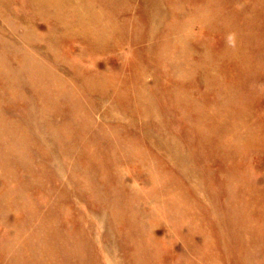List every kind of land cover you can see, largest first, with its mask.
Listing matches in <instances>:
<instances>
[{
	"label": "rangeland",
	"instance_id": "rangeland-1",
	"mask_svg": "<svg viewBox=\"0 0 264 264\" xmlns=\"http://www.w3.org/2000/svg\"><path fill=\"white\" fill-rule=\"evenodd\" d=\"M119 1L122 0H115L116 5L113 3L114 0H101V2L99 0L96 2L97 7L102 6L101 8H103V14H105V18L108 20V24L114 26L117 29L113 43L110 44L113 47H110L109 45V47H102L101 49H99L100 53L98 49H96L99 54L95 49L90 48L88 42L85 40V38L89 35L88 30L85 29V31L81 28L76 27L73 28L74 30H72L73 33L71 34V32L67 29H58V26L53 22L54 19L52 18L58 16L59 19L63 18L65 20L62 7H56L52 4L49 5L50 2L48 0H8V3L6 4V7H8L7 9L9 10V12H11V15L7 17L3 15L0 20V35L4 36H0L1 42L2 39L4 40L2 43H0V65H4L5 62V66L13 67L9 72L5 71L7 72L5 73L6 75L3 74L5 75V77L3 75H0V81L2 82H0V84L3 87L5 86L3 88L0 85V110L3 113H0V118H2L0 121V124H2L0 125V161L3 160L2 163L0 162V198L4 200L2 201L0 199V209L2 208L0 210V264H23L24 262V264H28L27 261L20 257L19 248H15L16 238L21 234L24 236L27 234V236L31 238L32 246H30V248L32 247L31 249L34 252L39 253L41 252V250L43 251L41 241H39V239L36 241V239L38 238L36 235L38 233H35L38 232V230H40V233L43 230H50L49 232L57 231V245L66 244L74 249H80L82 251V254H84V258H80L78 255H74V264H136L135 256L138 252L136 249L138 247L139 251L144 249V247L139 244L140 237H143L144 235V237H146V235L150 236V239L148 238V240L146 241L150 242L156 249L158 248L157 250L159 251V253L162 256L167 257V261H171L170 264H183V257H185L186 255L191 259H198V256L196 254L198 251L208 252L209 250L215 251V257H217V259L219 260V264H241L240 259L243 258L241 250H244L247 247L248 244L245 243L249 242V233L252 231L251 230L249 232L248 229H250L253 223L256 224L252 225V229L254 227H257L258 223L256 221L264 218V26L262 27V25H264V0H222L223 2L221 0ZM105 3L107 4L105 5ZM206 4L210 5V7ZM111 6L114 8H111ZM126 7H130V10ZM187 7L190 9H188ZM146 9L148 10L147 12ZM2 10H6V8L0 7V13L2 12ZM186 10L188 13L186 12ZM111 11L113 15L111 14ZM142 12L144 14H142ZM122 15H124V17ZM115 17L116 19L113 21ZM254 17H257V19ZM236 21H238L239 23ZM261 21L263 22V24L261 23ZM119 22L121 23L119 24ZM126 22L128 24H125ZM146 22L148 23V26ZM238 24L240 25V27ZM242 24L246 27H244ZM92 25L94 30L90 31L91 34H93L94 37H96L97 35L99 36V33H101L100 28L97 27V25ZM77 28L78 30L76 32L78 33L75 32ZM133 28H136L137 30ZM140 29L142 31H140ZM81 31L84 32L82 33ZM134 31L136 33L138 32V35L135 34V36H133ZM62 32L65 33H63L62 35ZM79 32H81L80 36H78L80 34ZM10 33L18 39V42L14 43L10 42L11 40H6L9 38L6 34ZM131 36H133V39H131ZM50 38H55V41L52 42ZM137 38H139V41ZM256 38L258 41L256 40ZM252 39L255 42H253ZM134 41L136 42L134 43ZM252 42L255 44H253ZM256 42H258V45L256 44ZM259 42L261 45H259ZM50 43L54 44H51L54 48L50 49ZM3 44H6L7 46H4ZM19 45L21 46V49ZM140 45H142V48H140ZM144 46H146V48ZM255 48L256 50H258V52L254 50ZM140 49L142 50V52ZM44 50H46V52ZM1 52L3 53L4 57H2L3 55ZM14 53L16 54L14 55ZM11 56H14V58H12ZM17 56L20 58H18ZM134 57L136 58L133 60ZM149 58H152L151 61ZM39 59H42L43 61ZM22 60L23 62H21ZM49 61L50 63H48ZM30 63L32 67L30 66ZM39 64H42V66ZM47 64L49 65V67ZM130 65H132V68L134 67V70L130 68ZM39 66L42 67V72H39ZM62 66L65 67L61 68ZM144 67L146 68L144 69ZM233 67L236 68V71ZM20 68H22L23 70H20ZM44 69H46V71ZM195 69H197V72L195 71ZM148 72H152L153 75ZM8 73H11L12 76ZM19 73H21L20 77H22V74L26 77H22L19 79ZM34 73L36 76L34 75ZM58 74L59 76H56ZM233 74L236 75L234 76ZM37 75L39 77L46 75V77H41L39 79ZM75 75L79 76L78 79L77 77H75ZM216 76H219V79ZM3 77L9 79L11 83L9 81L5 82V79L3 80ZM59 77H63L64 82ZM23 78L25 80H22ZM129 79L130 81H127ZM41 80L42 82H40ZM22 81L26 82L22 83ZM29 81L30 83H32L28 84L27 82ZM60 81H62L63 84H61ZM79 82L81 85L79 84ZM58 83H60L62 87L59 86L60 84ZM28 85L29 87H27ZM245 85H247V87H245ZM16 86L18 87L15 88ZM54 86L55 89L52 88ZM57 86H59L60 88ZM128 86L130 91H126V89H128ZM10 87L13 89L15 88L16 94H19L20 96L12 95ZM93 87L96 88L94 89ZM193 87L195 89H192ZM99 88L100 90H97ZM20 89L22 90V92H20ZM59 90H61L60 94H58ZM156 90L158 92H156ZM46 92H48V94ZM67 92L69 93L67 94L68 97L65 95ZM127 92H129L130 94ZM165 92L166 94H164ZM20 93H23L25 95ZM32 95H36L35 98H33ZM49 95L52 96L50 97ZM103 95L105 97H102ZM150 96H153V98L148 99V97ZM154 96L156 97V99L154 98ZM47 97H49L50 99H48ZM106 97L108 98V100ZM129 97H132L131 101ZM17 98L20 100H18ZM26 99L27 101H23ZM37 99L39 104L37 102ZM79 99L82 101H77ZM97 99L99 102L97 101ZM142 99H144L145 101ZM33 100L35 102H33ZM138 100L139 102H137ZM151 101L154 102V104ZM32 102L33 104H37H32V106H30ZM28 103L29 106H27ZM54 103H56L55 106ZM70 103L74 105H71ZM4 104L6 105V107ZM76 104H78V107ZM91 104L93 107L91 106ZM110 104L111 106L113 104V106L111 107ZM52 105L55 108H52ZM66 105H68V107ZM36 106L39 108H37ZM47 106L51 107V109H47ZM148 106L149 108H151L152 106V108L149 109L147 108ZM154 106H156V108ZM169 106L170 108H168ZM59 107H61L62 111L58 110L60 109ZM39 109L41 110V113L38 112ZM64 110H66L67 112ZM108 110H110V112ZM147 111L148 114L146 113ZM133 112H135L136 114ZM159 112L161 113V115ZM67 113L74 114L72 117H70ZM63 114L65 116H68L65 120L61 119V117H63V119L65 118ZM126 114L131 115L127 116ZM13 116L14 118H16L15 120L14 118H12ZM41 116H43V118H41ZM52 117H54L55 119H52ZM172 117L174 118V120L172 119ZM4 118L5 121L2 122ZM7 118L11 119L7 120ZM45 118L47 121L44 120ZM79 119L81 121L80 123ZM161 119L163 121H161ZM171 119L173 121H171ZM17 120L19 125L21 126V129L20 126L18 127ZM49 120L51 121L48 122ZM69 120L72 122H70ZM15 121L17 124L14 123ZM52 121L53 123L55 122V124L58 122L59 123L54 125ZM75 121L77 122V124H79V126ZM46 122H48V124ZM25 123H27V125ZM39 123H41L42 125ZM90 124H92L94 129ZM168 124L170 126H168ZM187 124L189 127L187 126ZM13 125L18 128H16L17 131L15 130V128H13ZM28 125L33 130H31L30 127L29 129ZM113 125L115 128L113 127ZM150 125L152 127H150ZM24 126L27 129L25 131H28V135L23 131ZM57 126L62 127L61 131L59 130L60 127L56 128ZM158 126L160 127L158 128ZM6 127L11 134H8V132H6L5 134L7 135L8 139H11V137L14 140L17 139L15 143L13 142V139L7 141V138L5 137L6 135L4 134V132L6 131ZM192 127L194 129H192ZM11 128H13V130ZM71 128H73V130ZM141 128L144 130H142ZM48 129L49 132L47 133ZM99 129L100 131H98V134L96 130ZM155 129L157 131H155ZM165 129L167 130V132H169V134L171 133V135L173 136L167 134ZM11 130L13 131V133ZM18 130L20 132L23 131L21 133L23 135L20 134L22 138V140L20 141H18L20 137H17L20 135L16 133L18 132ZM37 130H39V132ZM93 131L96 132L94 133ZM160 131L162 132V134H160ZM33 132H37L36 136ZM2 133L4 135H2ZM95 134L96 136L94 137ZM24 135L27 136V139L24 137ZM80 137L82 139H80ZM214 137L216 139H213ZM23 138H25L24 141ZM56 138L59 141H56ZM94 138H96V140H93ZM28 139L29 142L31 141L30 143L35 140L36 143H33L34 146L27 142ZM176 139L181 142L178 143L179 141L177 140V142ZM169 140L173 143H169ZM9 142H12L10 143L11 145L9 144ZM63 143L65 146L63 145ZM193 143H195L196 145ZM5 144H7L9 147L7 148V145L5 147L2 146ZM92 144L94 145L92 146ZM114 144L115 146H113ZM182 144L184 145L183 147ZM44 146H46V149L48 150H45ZM110 146L113 148H111ZM120 146H122L123 148H120ZM186 146L189 148V151L187 150ZM2 147L4 148V150ZM33 147L35 148L33 149ZM13 148H15V152L13 151ZM25 148L27 149L25 150ZM165 148L166 150H164ZM91 149L92 152L90 151ZM144 149L147 151H145ZM32 150L34 151L31 152ZM42 150H44V152ZM11 151L14 153H10ZM45 151H47L46 154ZM29 152L31 153V155L27 154ZM56 152H58V154ZM15 153H17L16 155L19 156H15ZM61 153L63 157L61 156ZM63 153L65 155H63ZM6 155H8L9 157H6ZM188 155H190V158ZM195 155L197 156L194 157ZM32 156L33 158L35 156V158L32 159ZM36 156H38L39 158ZM99 156L101 158H99ZM65 157L66 159H64ZM114 158L117 160H115ZM201 158L203 161L201 160ZM121 162H123V166ZM91 163L93 164V166ZM2 164H5L6 166L4 165V167L2 166ZM24 165H26L27 167ZM28 165L32 166V168L30 167V169L34 173L30 172ZM56 165H58L59 167ZM79 165L82 166V169H79ZM176 165L177 167H175ZM171 167L173 168V170L171 169ZM12 168H14V171L11 170ZM141 168L143 169V171ZM20 170L21 173H23V176L19 172ZM159 170L160 172H158ZM71 171L72 173L76 172L73 173L74 175L72 174L73 177H75L76 175L80 176H76L75 178H73L72 176H70ZM163 171L165 175L163 174ZM12 172L15 173L12 174ZM245 173L249 174L246 175ZM32 175L34 176V179H32ZM147 175H149L151 178ZM248 175H250L251 177ZM44 177L46 180H44ZM29 178L32 179V181ZM110 178L112 179V182ZM116 178L119 179V182H117ZM252 178H254V180H252ZM25 179L28 180V183ZM80 179L82 180V182ZM121 179H123L124 182H122ZM119 183H121V185ZM252 183H254V185ZM234 185L236 186V188L234 187ZM113 186L116 188H113ZM16 187L17 189L21 188L22 190L20 189V191H22L23 194L22 192L20 193V191H18L19 189L17 190ZM62 187H65V191ZM205 187L208 188L206 189ZM96 188H98V190ZM222 188L224 189L222 190ZM53 190H56L57 192H54ZM59 190L62 192H60ZM168 190H170V192ZM94 191L95 193H93ZM4 192H6V194ZM67 192L69 194L68 196ZM56 193L57 196H55ZM59 193H61V195ZM198 193L200 194V196ZM24 194L27 196V198ZM211 194L213 198L211 197ZM139 195L140 197H138ZM13 196H16V199H14ZM174 196L176 198H174ZM205 196L207 197V199H205ZM50 197L53 200L50 199ZM141 197L144 199H141ZM59 198L63 199L59 200ZM172 198L175 200H173ZM34 199L37 201H35ZM161 201L168 204L169 211L171 212H175L178 207L180 208L176 211L178 213L175 212V217L164 218L161 222H156V220H158L157 218L160 219L163 215H161L159 211H155L154 206L156 204H162ZM37 205H39V208ZM48 206L52 210L51 213ZM55 206L57 207L55 208V211L58 210L57 212H54L53 207ZM174 207H176V210L174 209ZM44 208L46 209L44 210ZM103 209L105 210V212ZM39 210L42 213L39 212ZM241 211H243V216L240 215ZM46 212H48L49 215L46 214ZM149 212H153L154 214H150ZM53 213L55 216L51 215ZM181 214L184 215H182L181 217ZM29 215L32 216L29 218ZM56 215H58L59 217H57ZM60 215L62 217H60ZM184 216L186 217V219H184ZM130 217L132 218V220H130ZM31 218H33V220ZM141 218L143 221L141 220L140 223H143V227L141 224H138ZM22 221L24 224H27H25L24 226ZM228 222H230V224ZM192 223H194V225H196L199 230L202 231V236H200V234L192 235L190 234V232L183 231L182 226H188ZM232 223H235L236 226L234 224L232 225ZM62 224L64 225L62 226ZM18 225L22 227L24 226V228H22L24 229V231H22L21 233L20 231H18V229H22ZM137 226L141 229H139ZM158 226L160 228H158ZM229 228L233 230L230 231ZM262 228L264 229V225L262 226ZM145 229H148L150 232ZM137 231L139 232L137 233ZM79 233L81 235H79ZM135 233L137 234V236H135ZM229 233H232V235H230ZM99 241L100 244H98ZM146 241L144 240L145 243ZM228 243L230 245H228ZM110 247H113L112 249L114 251ZM182 252L186 253L185 256ZM230 253L232 257L230 256ZM261 254L264 255L263 253ZM60 257L61 260H64L63 255L60 254ZM228 258L230 260H228ZM258 258H262V256H258ZM89 259H91L92 261H89ZM49 264H52V261H50ZM53 264L59 263L54 261Z\"/></svg>",
	"mask_w": 264,
	"mask_h": 264
},
{
	"label": "bare ground",
	"instance_id": "bare-ground-1",
	"mask_svg": "<svg viewBox=\"0 0 264 264\" xmlns=\"http://www.w3.org/2000/svg\"><path fill=\"white\" fill-rule=\"evenodd\" d=\"M42 1V0H41ZM50 3H49V5H54V6H56V7H62L63 8V16L65 17V20L63 19V18H58V16L57 17H55V18H52V19H54L53 20V22L58 26V29H67V30H69L70 32H71V34L73 33L72 32V30H74L73 28H76V27H78V28H81V29H83V30H88V33H89V35L85 38V40L88 42V45H89V47L90 48H93V49H98V51H99V49H101L102 47H104L105 48V46H110V47H113V46H111L110 44L111 43H113V40H114V36H115V34H116V32H117V29L114 27V26H112V25H109L108 24V20L105 18V14H103V8H101V7H97V4H96V2L97 1H99V0H48ZM123 1V0H122ZM122 1H119V2H122ZM207 1V0H206ZM222 1V0H221ZM100 2H101V0H100ZM133 2V1H132ZM138 2V1H137ZM223 2V1H222ZM221 2V3H222ZM8 3V0H0V7H5L6 8V10H2V12L0 13L1 15H0V20H1V18L3 17V15L5 16V17H7V16H10L11 15V12H9V10L7 9L8 7H6L7 4ZM114 4H115V0H114V2H113ZM118 3V2H117ZM129 3V2H128ZM154 3V2H153ZM175 3H176V1H175ZM180 3V2H179ZM185 3V2H184ZM210 3V2H209ZM208 3V4H209ZM255 3H257V2H255ZM107 3H105V5H106ZM121 4V3H120ZM125 4V3H124ZM150 4V3H149ZM181 4V3H180ZM208 4H206V5H208ZM99 5H101V4H99ZM116 5V4H115ZM151 5V4H150ZM221 5V4H220ZM155 6V5H154ZM178 6H179V4H178ZM177 6V7H178ZM181 6V5H180ZM197 6V5H196ZM209 7H210V5H208ZM207 6V7H208ZM133 7V6H132ZM183 7V6H182ZM198 7V6H197ZM196 7V8H197ZM16 8V7H15ZM111 8H114V7H112L111 6ZM110 8V9H111ZM120 8V7H119ZM127 8V7H126ZM130 7H128L127 9H129ZM140 8V7H139ZM154 8H156V7H154ZM160 8H162V7H160ZM188 8V7H187ZM101 11H100V10ZM110 9H108V10H110ZM179 9V8H178ZM183 9H185V8H183ZM182 9V10H183ZM188 9H190V8H188ZM203 9V8H202ZM254 9V8H253ZM262 9V8H261ZM260 9V10H261ZM106 10V9H105ZM112 10V9H111ZM117 10V9H116ZM130 10V9H129ZM160 10V9H159ZM163 10H164V8H163ZM192 10V9H191ZM193 10H194V7H193ZM134 11V10H133ZM132 11V12H133ZM142 11V10H141ZM148 10L146 9V12H147ZM168 11V10H167ZM181 11V10H180ZM184 11V10H183ZM200 11H201V9H200ZM256 11H257V9H256ZM17 12V11H16ZM106 12V11H105ZM110 12V11H109ZM125 12V11H124ZM161 12V11H160ZM165 12V11H164ZM186 12H187V10H186ZM261 12H263V11H261ZM117 13H119V12H117ZM163 13V12H162ZM161 13V14H162ZM170 13V12H169ZM188 13V12H187ZM225 13V12H224ZM264 13V12H263ZM111 14H112V11H111ZM142 14H144L143 12H142ZM175 14V13H174ZM201 14V13H200ZM18 15V14H17ZM27 15V14H26ZM113 15V14H112ZM194 15V14H193ZM21 16H23V15H21ZM119 16V15H118ZM123 17H124V15H122ZM134 16V15H133ZM137 16V15H136ZM146 16V15H145ZM257 16V15H256ZM262 16V15H261ZM112 17V16H111ZM176 17H177V15H176ZM253 17V16H252ZM66 18H67V21H66ZM135 18V17H134ZM254 18H256L257 19V17H254ZM264 18V17H263ZM116 19V17L113 19V21ZM126 19V18H125ZM129 19V18H128ZM220 19V18H219ZM124 20V19H123ZM127 20V19H126ZM130 20V19H129ZM128 20V21H129ZM134 20V19H133ZM147 20V19H146ZM155 20V19H154ZM184 20V19H183ZM118 21H119V19H118ZM127 21V22H128ZM136 21H137V19H136ZM263 21V20H262ZM261 21V23L263 24V22ZM122 22V21H121ZM121 22H119V24L121 23ZM125 22V21H124ZM125 23V24H128V23ZM236 22H238V21H236ZM13 23V22H12ZM11 23V24H12ZM117 23V22H116ZM147 23V22H146ZM164 23V22H163ZM239 23V22H238ZM20 24H21V22H20ZM92 24H94V25H97V27H99L100 28V30H101V33H99V36L97 35L96 37H94V35L93 34H91V32L90 31H92V30H94V28H93V25ZM118 24V23H117ZM124 24V23H123ZM243 24H244V22H243ZM242 24V25H243ZM139 25V24H138ZM239 25V24H238ZM241 25V26H242ZM147 26H148V23H147ZM244 26V25H243ZM264 25H262V27H263ZM121 27V26H120ZM124 27V26H123ZM239 27H240V25H239ZM244 27H246V26H244ZM57 28V27H56ZM78 28L75 30V32L78 30ZM127 28H129V27H127ZM28 29V28H27ZM133 29H136V28H133ZM245 29V28H244ZM260 29H262V28H260ZM85 30V31H86ZM127 30V29H126ZM129 30V29H128ZM137 30V29H136ZM139 30V29H138ZM64 31V30H63ZM66 31V30H65ZM97 31H98V29H97ZM96 31V32H97ZM122 31V30H121ZM140 31H142L141 29H140ZM139 31V32H140ZM74 32V33H75ZM82 33L84 32V31H81ZM81 32H79L80 34L78 35V36H80L81 35ZM95 32V31H94ZM123 32V31H122ZM146 32V31H145ZM63 33H65V32H62V35H63ZM76 33H78V32H76ZM98 33V32H97ZM129 33V32H128ZM132 33H133V31H132ZM138 33V32H137ZM135 31H134V34H133V36H135V34H137ZM257 33H259V32H257ZM256 33V34H257ZM146 34V33H145ZM246 34V33H245ZM7 35V37H9L8 39H6L7 41H9V40H11L10 42H14V43H16V42H18L17 40V38H15L11 33L10 34H6ZM59 35V34H58ZM57 35V36H58ZM60 35H61V32H60ZM65 35V34H64ZM83 35V34H82ZM92 35H93V37H92ZM96 35V34H95ZM132 35V34H131ZM138 35V34H137ZM157 35V34H156ZM258 35V34H257ZM256 35V36H257ZM1 36V35H0ZM3 36V35H2ZM1 36V37H2ZM67 36V35H66ZM74 36V35H73ZM85 36V35H84ZM128 36H129V34H128ZM133 36H131L132 38L131 39H133ZM255 36V37H256ZM259 36V35H258ZM4 37V36H3ZM65 37V36H64ZM83 37V36H82ZM125 37V36H124ZM139 37V36H138ZM254 37V36H253ZM262 37V36H261ZM33 38V37H32ZM126 38V37H125ZM146 38V37H145ZM25 39H27V38H25ZM36 39V38H35ZM43 39V38H42ZM130 39V38H129ZM135 39V38H134ZM138 39V41H139V38H137ZM208 39V38H207ZM251 39V38H250ZM260 39H262V38H260ZM50 40L53 42V41H55V38L53 39V38H50ZM116 40V39H115ZM123 40H124V38H123ZM253 40V39H252ZM256 40H257V38H256ZM4 40L2 39V42H3ZM129 41V40H128ZM258 41V40H257ZM260 41V40H259ZM1 42V40H0V43H2ZM47 42H48V40H47ZM46 42V43H47ZM82 42V41H81ZM119 42V41H118ZM121 42V41H120ZM124 42V41H123ZM136 41H134V43H135ZM153 42V41H152ZM253 42H255L254 40H253ZM252 42V43H253ZM5 43H7V42H5ZM116 43V42H115ZM139 43V42H138ZM141 43H143V42H141ZM146 43V42H145ZM154 43V42H153ZM258 42H256V44H257ZM52 43H50V46H51V48L50 49H52V48H54V47H52V45H54V44H52ZM122 44V43H121ZM253 44H255V43H253ZM4 46H7L6 44H3ZM2 45V46H3ZM17 45V44H16ZM55 45H57V44H55ZM146 45V44H145ZM258 45V44H257ZM259 45H261L260 44V42H259ZM20 46V45H19ZM49 46V45H48ZM108 46V47H109ZM114 46H116V45H114ZM141 47L140 48H142V45H140ZM254 46V45H253ZM36 47H38V46H36ZM59 47V46H58ZM137 47V46H136ZM145 48H146V46H144ZM260 47H262V46H260ZM9 48V47H8ZM34 48H35V46H34ZM60 48H61V46H60ZM78 48V47H77ZM90 48H89V50H90ZM138 48V47H137ZM179 48V47H178ZM20 49H21V46H20ZM19 49V50H20ZM37 49V48H36ZM135 49V48H134ZM6 50H7V48H6ZM54 50V49H53ZM109 50V49H108ZM139 50V49H138ZM137 50V51H138ZM141 50V49H140ZM153 50H154V48H153ZM254 50H256V48L254 49ZM45 52H46V50H44ZM94 51V50H93ZM97 51V50H96ZM98 51H97V53H98ZM145 51V50H144ZM257 52H258V50H256ZM17 52V51H16ZM40 52V51H39ZM141 52H142V50H141ZM141 52H140V54H141ZM146 52V51H145ZM2 53V52H1ZM8 53V52H7ZM18 53V52H17ZM24 53H26V52H24ZM23 53V54H24ZM41 53V52H40ZM77 53V52H76ZM75 53V54H76ZM99 53H100V51H99ZM98 53V54H99ZM123 53V52H122ZM125 53V52H124ZM136 53V52H135ZM9 54V53H8ZM16 53H14V55H15ZM42 54V53H41ZM147 54V53H146ZM2 55H3V53H2ZM48 55H50V54H48ZM77 55V54H76ZM89 55V54H88ZM101 55V54H100ZM35 56V55H34ZM45 56V55H44ZM90 56V55H89ZM148 56V55H147ZM150 56H151V54H150ZM196 56V55H195ZM2 57H4V55L2 56ZM12 57V56H11ZM18 57V56H17ZM97 57V56H96ZM12 58H14V56L12 57ZM18 58H20V57H18ZM51 58V57H50ZM84 58V57H83ZM95 58V57H94ZM93 58V59H94ZM121 58V57H120ZM136 57H134L133 58V60L135 59ZM196 58V57H195ZM199 58V57H198ZM2 59V58H1ZM4 59V58H3ZM8 59V58H7ZM77 59V58H76ZM92 59V58H91ZM105 59H107V58H105ZM114 59V58H113ZM123 59V58H122ZM139 59H140V57H139ZM138 59V60H139ZM141 59H142V57H141ZM150 59V58H149ZM152 59V58H151ZM151 59H150V61H151ZM5 60V59H4ZM39 60H42V59H39ZM97 60H98V58H97ZM198 60V59H197ZM227 60V59H226ZM7 61V60H6ZM25 61V60H24ZM27 61V60H26ZM37 61V60H36ZM43 61V60H42ZM62 61V60H61ZM96 61V60H95ZM101 61V60H100ZM113 61V60H112ZM143 61V60H142ZM141 61V62H142ZM21 62H23V60L21 61ZM57 62V61H56ZM55 62V63H56ZM73 62H74V60H73ZM115 62V61H114ZM113 62V63H114ZM129 62V61H128ZM0 63H1V61H0ZM10 63V62H9ZM37 63V62H36ZM48 63H50V61L48 62ZM55 63H54V65H55ZM94 63V62H93ZM102 63V62H101ZM11 64V63H10ZM9 64V65H10ZM34 64V63H33ZM32 64V65H33ZM53 64V63H52ZM59 64H61V63H59ZM18 65V64H17ZM37 65V64H36ZM35 65V66H36ZM39 65H41L42 66V64H39ZM44 65H45V63H44ZM48 65V64H47ZM46 65V66H47ZM53 65V66H54ZM92 65V64H91ZM110 65V64H109ZM115 65H116V63H115ZM119 65H120V62H119ZM126 65H127V63H126ZM142 65V64H141ZM144 65V64H143ZM203 65V64H202ZM12 66V65H11ZM24 66H25V63H24ZM30 66H31V63H30ZM94 66V65H93ZM113 66V65H112ZM132 65H130V68L131 69H133L132 67H131ZM194 66V65H193ZM13 67V66H12ZM12 67H7V66H5V62H4V65H0V75L2 76L3 74H5V73H7V72H5V71H11L12 70ZM29 67V66H28ZM32 67V66H31ZM48 67H49V65H48ZM56 67V66H55ZM65 66H62L61 68H64ZM77 67H78V64H77ZM117 67V66H116ZM138 67H140V66H138ZM142 67V66H141ZM232 67V66H231ZM26 68H27V66H26ZM35 68V67H34ZM38 68V67H37ZM42 67H40L39 66V72L42 70L41 69ZM83 68V67H82ZM89 68V67H88ZM146 67H144V69H145ZM157 68V67H156ZM197 68V67H196ZM234 68V67H233ZM31 69V68H30ZM60 69V68H59ZM86 69V68H85ZM106 69V68H105ZM120 69V68H119ZM20 70H23L22 68H20ZM34 70H36V69H34ZM38 70V69H37ZM45 71H46V69H44ZM55 70V69H54ZM134 70V69H133ZM201 70H203V69H201ZM234 70L236 71V68H234ZM241 70V69H240ZM62 71V70H61ZM87 71V70H86ZM151 71V70H150ZM153 71V70H152ZM155 71H156V69H155ZM195 71L197 72V69H195ZM233 71V70H232ZM238 71V70H237ZM32 72H33V70H32ZM42 72V71H41ZM51 72V71H50ZM64 72V71H63ZM84 72V71H83ZM94 72V71H93ZM142 72V71H141ZM145 72H146V70H145ZM195 72V73H196ZM239 72V71H238ZM237 72V73H238ZM36 73V72H35ZM35 73H34V75H35ZM62 73V72H61ZM68 73V72H67ZM88 73V72H87ZM144 73V72H143ZM148 73H150V72H148ZM156 73V72H155ZM215 73V72H214ZM233 73V72H232ZM8 74H10L11 75V73H8ZM30 74H31V72H30ZM37 74V73H36ZM42 74V73H41ZM57 74V73H56ZM84 74H86V73H84ZM138 74V73H137ZM151 75H153L152 74V72L150 73ZM6 75V74H5ZM5 75H3L4 77H5ZM9 75V76H10ZM14 75V74H13ZM18 75V74H17ZM16 75V76H17ZM20 75H21V73H19V79L20 78H22V77H26V76H23V74H22V77H20ZM25 75V74H24ZM55 75V74H54ZM65 75V74H64ZM103 75H105V74H103ZM144 75V74H143ZM150 75V76H151ZM157 75V74H156ZM234 75V74H233ZM236 75V74H235ZM234 75V76H235ZM12 76V75H11ZM36 76V75H35ZM38 76V75H37ZM53 76V75H52ZM56 76H59V74L58 75H56ZM66 76V75H65ZM99 76V75H98ZM101 76V75H100ZM148 76H149V74H148ZM247 76V75H246ZM3 77V80L5 79V82H8L9 81V79H7V78H4ZM6 77H8V76H6ZM41 77H46V75H43V76H41ZM41 77H39L38 76V78L40 79ZM54 77V76H53ZM75 77H77V79H78V77L79 76H77V75H75ZM81 77V76H80ZM160 77V76H159ZM202 77V76H201ZM218 79H219V76H216ZM11 78V77H10ZM30 78H31V75H30ZM60 79H62L63 80V77L61 78V77H59ZM101 78V77H100ZM144 78H145V76H144ZM144 78H143V80H144ZM153 78V77H152ZM158 78V77H157ZM12 79V78H11ZM13 79H18V78H13ZM36 79H37V77H36ZM49 79V78H48ZM81 79V78H80ZM130 79H131V77H130ZM130 79L129 80H127V81H130ZM148 79V78H147ZM195 79V78H194ZM246 79V78H245ZM2 80V79H1ZM22 80H25L24 78L22 79ZM28 80H29V78H28ZM31 80V79H30ZM58 80V79H57ZM82 80V79H81ZM80 80V81H81ZM150 80H151V78H150ZM247 80V79H246ZM12 81V80H11ZM13 81H15V80H13ZM27 81V80H26ZM26 81H24V82H26ZM38 81V80H37ZM36 81V82H37ZM51 81V80H50ZM126 81V82H127ZM138 81V80H137ZM199 81H200V79H199ZM248 81V80H247ZM1 82V81H0ZM10 82V81H9ZM20 82H21V80H20ZM23 81H22V83H24ZM40 82H42V80L40 81ZM61 82V84H63V82H64V80H63V82L62 81H60ZM65 82H67V81H65ZM82 82V81H81ZM150 82V81H149ZM160 82V81H159ZM195 82V81H194ZM204 82V81H203ZM2 83V82H1ZM4 83V82H3ZM11 83V82H10ZM13 83V82H12ZM21 83V84H22ZM28 84L30 83V81L29 82H27ZM32 83V82H31ZM30 83V84H31ZM39 83V82H38ZM44 83V82H43ZM46 83V82H45ZM51 83V82H50ZM54 83V82H53ZM98 83V82H97ZM136 83V82H135ZM155 83V82H154ZM175 83V82H174ZM190 83V82H189ZM192 83V82H191ZM251 83V82H250ZM16 84V83H15ZM34 84V83H33ZM56 84V83H55ZM58 84H60V83H58ZM61 84L59 85V86H61ZM79 84H80V82H79ZM95 84V83H94ZM101 84V83H100ZM99 84V85H100ZM132 84V83H131ZM146 84V83H145ZM149 84V83H148ZM179 84V83H178ZM200 84V83H199ZM1 85V84H0ZM38 85V84H37ZM43 85V84H42ZM50 85V84H49ZM81 85V84H80ZM97 85V84H96ZM126 85H127V83H126ZM140 85V84H139ZM138 85V86H139ZM147 85V84H146ZM156 85H157V83H156ZM160 85V84H159ZM195 85V84H194ZM2 86V85H1ZM11 86V85H10ZM13 86V85H12ZM59 86H57V87H59ZM98 86V85H97ZM129 86H130V84H129ZM129 86H128V89H126V91L127 90H129ZM145 86V85H144ZM162 86V85H161ZM160 86V87H161ZM188 86V85H187ZM250 86V85H249ZM3 87V86H2ZM5 87V86H4ZM3 87V88H4ZM14 87V86H13ZM18 86H16L15 88H17ZM23 87V86H22ZM22 87H21V89H22ZM27 87H29V85L27 86ZM39 87V86H38ZM49 87H51V86H49ZM62 87V86H61ZM72 87V86H71ZM127 87V86H126ZM125 87V88H126ZM157 87V86H156ZM245 87H247V85H245ZM15 88L13 89V88H11L10 87V89H11V94L12 95H19V94H16V92H15ZM52 88H54L55 89V86L54 87H52ZM52 88H50V89H52ZM60 88V87H59ZM69 88V87H68ZM94 88V87H93ZM96 88V87H95ZM94 88V89H95ZM135 88V87H134ZM140 88V87H139ZM142 88V87H141ZM145 88V87H144ZM143 88V89H144ZM149 88V87H148ZM147 88V89H148ZM155 88V87H154ZM170 88V87H169ZM20 89V90H21ZM26 89V88H25ZM49 89V90H50ZM53 89V90H54ZM62 89V88H61ZM136 89V88H135ZM192 89H195L194 87L192 88ZM3 90V89H2ZM6 90V89H5ZM9 90V89H8ZM28 90V89H27ZM40 90V89H39ZM44 90V89H43ZM70 90V89H69ZM97 90H100V88L99 89H97ZM23 91H24V89H23ZM45 91V90H44ZM52 91V90H51ZM55 91V90H54ZM60 91L61 90H59L58 91V94H60ZM92 91V90H91ZM107 91H108V89H107ZM130 91V90H129ZM149 91V90H148ZM160 91V90H159ZM8 92V91H7ZM19 92V91H18ZM20 92H22V90L20 91ZM63 92H65V91H63ZM62 92V93H63ZM79 92V91H78ZM133 92V91H132ZM150 92V91H149ZM156 92H158L157 90H156ZM166 92H167V90H166ZM166 92L164 93V94H166ZM173 92V91H172ZM33 93V92H32ZM42 93V92H41ZM47 94H48V92H46ZM69 93H70V91H69ZM68 92L65 94L67 97H68V95L67 94H69ZM99 93H101V92H99ZM127 93H129V92H127ZM151 93H152V91H151ZM161 93V92H160ZM213 93V92H212ZM215 93V92H214ZM20 94H23V93H20ZM27 94V93H26ZM54 94V93H53ZM83 94V93H82ZM130 94V93H129ZM128 94V95H129ZM148 94V93H147ZM156 94V93H155ZM207 94H209V93H207ZM9 95V94H8ZM23 95H25V94H23ZM22 95V96H23ZM29 95V94H28ZM64 95V94H63ZM134 95V94H133ZM11 96V95H10ZM20 96V95H19ZM36 96V95H35ZM35 96H33L32 95V97L33 98H35ZM42 96V95H41ZM41 96H40V98H41ZM50 96V95H49ZM52 96V95H51ZM50 96V97H51ZM61 96H62V94H61ZM72 96V95H71ZM82 96V95H81ZM111 96V95H110ZM130 96H132V95H130ZM146 96V95H145ZM158 96V95H157ZM162 96V95H161ZM209 96V95H208ZM1 97V96H0ZM17 97V96H16ZM38 97V96H37ZM102 97H105L104 95L102 96ZM108 97V96H107ZM106 97V98H107ZM218 97V96H217ZM216 97V98H217ZM4 98V97H3ZM13 98H15V97H13ZM30 98H31V95H30ZM44 98V97H43ZM42 98V99H43ZM48 99H50L49 97H47ZM54 98V97H53ZM52 98V99H53ZM74 98H75V96H74ZM74 98H72V99H74ZM101 98V97H100ZM122 98V97H121ZM121 98H120V100H121ZM130 98V97H129ZM132 98V97H131ZM130 98V101L132 100ZM141 98V97H140ZM149 98H153V96H150V97H148V99ZM154 98L156 99V97L154 96ZM158 98V97H157ZM186 98V97H185ZM264 98V97H263ZM18 99V98H17ZM24 99H25V96H24ZM46 99V98H45ZM47 99V100H48ZM57 99V98H56ZM18 100H20V99H18ZM96 100V99H95ZM107 100H108V98H107ZM111 100V99H110ZM142 100H144V99H142ZM141 100V101H142ZM152 100V99H151ZM158 100V99H157ZM23 101H27V99L26 100H23ZM31 101V100H30ZM50 101V100H49ZM77 101H82V100H77ZM97 101H98V99H97ZM97 101H96V104H97ZM116 101V100H115ZM119 101V100H118ZM128 101H129V99H128ZM145 101V100H144ZM262 101V100H261ZM20 102V101H19ZM33 102H35L34 100H33ZM33 102L30 104V106H32V104H33ZM37 102H38V99H37ZM41 102H42V100H41ZM40 102V103H41ZM50 102H52V101H50ZM86 102H88V101H86ZM93 102V101H92ZM99 102V101H98ZM110 102H112V101H110ZM109 102V103H110ZM122 102V101H121ZM137 102H139V100L137 101ZM152 102V101H151ZM3 103V102H2ZM6 103V102H5ZM30 103V102H29ZM29 103H28V105L27 106H29ZM53 103V102H52ZM58 103H60V102H58ZM75 103V102H74ZM107 103H108V101H107ZM120 103V102H119ZM124 103V102H123ZM153 104H154V102H152ZM157 103H159V102H157ZM215 103V102H214ZM223 103V102H222ZM7 104V103H6ZM35 104V103H34ZM33 104V105H34ZM37 104V103H36ZM35 104V105H36ZM38 104H39V102H38ZM42 104V103H41ZM50 104V103H49ZM55 104L56 103H54V106H55ZM71 105H74V104H72V103H70ZM79 104V103H78ZM78 104H76L77 105V107H78ZM82 104V103H81ZM93 104V103H92ZM92 104H91V106H92ZM100 104V103H99ZM128 104H129V102H128ZM132 104V103H131ZM134 104V103H133ZM139 104V103H138ZM3 105V104H2ZM5 105V104H4ZM19 105V104H18ZM22 105V104H21ZM75 105V106H76ZM82 105H84V104H82ZM90 105V104H89ZM125 105V104H124ZM157 105V104H156ZM10 106V105H9ZM12 106V105H11ZM39 106V105H38ZM53 106V105H52ZM52 107V108H55V107ZM63 106V105H62ZM67 107H68V105H66ZM85 106V105H84ZM110 106H111V104H110ZM112 106H113V104H112ZM111 106V107H112ZM136 106V105H135ZM134 106V107H135ZM5 107H6V105H5ZM37 107V106H36ZM67 107H64V108H67ZM82 107V106H81ZM93 107V106H92ZM91 107V108H92ZM105 107V106H104ZM115 107H117V106H115ZM155 108H156V106H154ZM29 108V107H28ZM28 108H27V110H28ZM37 108H39V107H37ZM41 108V107H40ZM60 109H58V110H60V111H62L61 110V107H59ZM63 108V109H64ZM75 108V107H74ZM100 108H101V106H100ZM99 108V109H100ZM147 108H149V106L147 107ZM151 108H152V106H151ZM151 108H149V109H151ZM168 108H170V106L168 107ZM191 108H192V106H191ZM262 108V107H261ZM47 109H51V107H48L47 106ZM93 109V108H92ZM107 109V108H106ZM108 109H109V107H108ZM159 109V108H158ZM166 109H167V107H166ZM178 109V108H177ZM185 109V108H184ZM26 110V111H27ZM38 110V109H37ZM67 110H69V109H67ZM76 110V109H75ZM81 110V109H80ZM89 110V109H88ZM117 110V109H116ZM118 110H120V109H118ZM124 110V109H123ZM144 110H146V109H144ZM155 110H157V109H155ZM25 111V110H24ZM55 111V110H54ZM54 111H53V113H54ZM64 111H66V110H64ZM95 111H96V109H95ZM102 111V110H101ZM100 111V112H101ZM109 112H110V110H108ZM114 111V110H113ZM130 111V110H129ZM137 111V110H136ZM185 111V110H184ZM38 112H40L41 113V110L39 109V111ZM37 112V113H38ZM50 112V111H49ZM59 112V111H58ZM67 112V111H66ZM79 112V111H78ZM99 112V113H100ZM103 112V111H102ZM106 112V111H105ZM104 112V113H105ZM109 112H107V113H109ZM122 112V111H121ZM120 112V113H121ZM131 112V111H130ZM139 112V111H138ZM238 112V111H237ZM242 112V111H241ZM0 113L1 114H3L2 112H1V110H0ZM27 113V112H26ZM65 113V112H64ZM70 113V112H69ZM125 113H127V112H125ZM133 113H135V112H133ZM143 113V112H142ZM147 114H148V111L146 112ZM160 113V112H159ZM184 113V112H183ZM49 114V113H48ZM47 114V115H48ZM66 114V113H65ZM68 114V113H67ZM74 114V113H73ZM73 114L71 113V114H68V116H70V117H72L73 116ZM136 114V113H135ZM138 114V113H137ZM145 114V113H144ZM152 114V113H151ZM25 115V114H24ZM23 115V116H24ZM37 115V114H36ZM40 115V114H39ZM42 115H43V113H42ZM53 115H55V114H53ZM61 115H62V113H61ZM64 115V114H63ZM81 115V114H80ZM99 115V114H98ZM127 115V114H126ZM129 115V114H128ZM127 115V116H128ZM131 115V114H130ZM129 115V116H130ZM149 115H150V113H149ZM160 115H161V113H160ZM166 115V114H165ZM22 116V115H21ZM50 116H51V113H50ZM65 116V115H64ZM68 116H65V118L63 119V117H61V119L62 120H65ZM75 116V115H74ZM91 116V115H90ZM111 116V115H110ZM141 116V115H140ZM173 116V115H172ZM9 117V116H8ZM18 117V116H17ZM78 117V116H77ZM94 117V116H93ZM99 117V116H98ZM108 117V116H107ZM192 117V116H191ZM12 118H14V116L12 117ZM25 118H26V116H25ZM41 118H43V116H41ZM47 118V117H46ZM46 118L44 119V120H46ZM54 117H52V119H53ZM79 118V117H78ZM89 118V117H88ZM109 118V117H108ZM122 118H124V117H122ZM138 118V117H137ZM151 118V117H150ZM153 118V117H152ZM1 119L2 118H0V121H1ZM9 119H11V118H9ZM8 118H7V120H9ZM16 118H14V120H15ZM21 119H22V117H21ZM21 119H19V120H21ZM55 119V118H54ZM60 119V120H61ZM83 119V118H82ZM90 119V118H89ZM140 119V118H139ZM162 119H164V118H162ZM161 119V121H163ZM168 119V118H167ZM172 119L174 120V118L172 117ZM171 119V121H173ZM177 119V118H176ZM186 119V118H185ZM193 119V118H192ZM61 120V121H62ZM77 120V119H76ZM97 120H98V118H97ZM96 120V121H97ZM100 120H102V119H100ZM126 120V119H125ZM153 120V119H152ZM187 120V119H186ZM3 121H5V118H4V120H2V122ZM11 121H13V120H11ZM35 121H36V119H35ZM34 121V122H35ZM47 121V120H46ZM51 120H49L48 122H50ZM57 121V120H56ZM70 121V120H69ZM91 121H93V120H91ZM95 121V120H94ZM120 121V120H119ZM124 121V120H123ZM140 121V120H139ZM150 121V120H149ZM33 122V123H34ZM48 122H46L47 124H48ZM66 122V121H65ZM70 122H72V121H70ZM69 122V123H70ZM76 122V121H75ZM81 121H80V119H79V123H80ZM113 122V121H112ZM118 122V121H117ZM160 122V121H159ZM176 122V121H175ZM178 122H180V121H178ZM185 122V121H184ZM5 123V122H4ZM3 123V124H4ZM14 123H16V121L14 122ZM13 123V124H14ZM17 123H18V120H17ZM16 123V124H17ZM52 123H53V121H52ZM59 123V122H58ZM58 123H56V124H58ZM64 123V122H63ZM84 123V122H83ZM91 123V122H90ZM95 123V122H94ZM99 123V122H98ZM114 123H115V121H114ZM130 123H131V121H130ZM156 123V122H155ZM190 123V122H189ZM8 124V123H7ZM21 124V123H20ZM26 125H27V123H25ZM38 124V123H37ZM39 124H41V123H39ZM50 124V123H49ZM54 125H56L55 124V122L53 123ZM76 124H77V122H76ZM112 124V123H111ZM139 124V123H138ZM137 124V125H138ZM157 124H160V123H157ZM156 124V125H157ZM0 125H2V124H0ZM11 125H12V123H11ZM10 125V126H11ZM15 125V124H14ZM13 125V128H15V130H16V126H14ZM23 125V124H22ZM36 125V124H35ZM42 125V124H41ZM52 125V124H51ZM50 125V126H51ZM61 125V124H60ZM65 125V124H64ZM73 125H74V122H73ZM78 126H79V124H77ZM76 125V126H77ZM84 125V124H83ZM89 125V124H88ZM87 125V126H88ZM91 125V127L93 128V126H92V124H90ZM131 125V124H130ZM136 125V126H137ZM155 125V126H156ZM164 125V124H163ZM163 125H162V127H163ZM166 125V124H165ZM183 125V124H182ZM185 125V124H184ZM9 126V127H10ZM20 125H19V123H18V127H19ZM53 126V125H52ZM62 126V125H61ZM99 126V125H98ZM105 126V125H104ZM133 126V125H132ZM149 126V125H148ZM168 126H170L169 124H168ZM187 126H188V124H187ZM9 127H8V129H9ZM30 126L28 125V128H29ZM60 127V126H59ZM58 126L56 127V128H59ZM74 127V126H73ZM90 127V128H91ZM102 127V126H101ZM107 127V126H106ZM105 127V128H106ZM110 127H112V126H110ZM113 127H114V125H113ZM134 127V126H133ZM139 127V126H138ZM150 127H152L151 125H150ZM157 127V126H156ZM160 126H158V128H159ZM165 127V126H164ZM189 127V126H188ZM194 127V126H193ZM192 127V129H194ZM13 128H11L12 130H13ZM31 128V127H30ZM29 128V129H30ZM36 128V127H35ZM61 128L62 127H60L59 128V130L61 131ZM68 128V127H67ZM67 128H64V129H67ZM79 128V127H78ZM77 128V129H78ZM89 128V129H90ZM91 128V129H92ZM98 128V127H97ZM103 128V127H102ZM104 128V129H105ZM108 128V127H107ZM115 128V127H114ZM196 128V127H195ZM18 129V128H17ZM20 129H21V126H20ZM28 129V130H29ZM72 130H73V128H71ZM70 129V130H71ZM94 129V128H93ZM96 129V128H95ZM142 129V128H141ZM11 130V131H12ZM23 130V129H22ZM25 130H27L26 128H25V126H24V132H26V134H27V132L28 131H25ZM31 130H33L32 128H31ZM103 130V129H102ZM134 130V129H133ZM142 130H144V129H142ZM141 130V131H142ZM152 130V129H151ZM160 130V129H159ZM162 130V129H161ZM163 130H164V128H163ZM166 130V129H165ZM183 130V129H182ZM1 131V130H0ZM17 131V130H16ZM23 131H19L18 130V132H16L18 135H20ZM34 131H36V130H34ZM38 132H39V130H37ZM82 131V130H81ZM97 132L98 131H100V129L99 130H96ZM95 131V132H96ZM106 131V130H105ZM115 131V130H114ZM155 131H157L156 129H155ZM172 131V130H171ZM2 132H4V131H2ZM6 132H8V134H11L8 130H7V127H6V131L4 132V134L6 133ZM15 132V131H14ZM49 132V129L47 130V133ZM58 132V131H57ZM86 132V131H85ZM94 132V131H93ZM94 132V133H95ZM161 132V131H160ZM166 132H167V130H166ZM12 133H13V131H12ZM15 133V134H16ZM34 133V132H33ZM37 133V132H36ZM36 133H34L35 134V136H36ZM59 133V132H58ZM173 133H175V132H173ZM3 133H2V135H4ZM98 134H99V132H98ZM98 134H97V137H98ZM160 134H162V132L160 133ZM163 134H164V131H163ZM166 134V133H165ZM167 134H169V132H167ZM6 135V134H5ZM12 135H14V134H12ZM11 135V136H12ZM21 135H23V134H21ZM21 135L20 136H17V137H20V139H18V141H20V140H22V138H21ZM28 135V134H27ZM40 135V134H39ZM52 135H54V134H52ZM57 135V134H56ZM78 135V134H77ZM81 135V134H80ZM100 135H101V133H100ZM102 135H104V134H102ZM114 135V134H113ZM116 135H117V130H116ZM125 135V134H124ZM170 136H173V135H171V133L169 134ZM183 135V134H182ZM31 136H32V134H31ZM45 136V135H44ZM83 136V135H82ZM92 136V135H91ZM96 136V134L94 135V137ZM145 136V135H144ZM164 136V135H163ZM6 138H7V141L8 140H12L13 138L11 137V139L9 138L8 139V137H7V135L5 136ZM15 137V136H14ZM24 137L27 139V136H25L24 135ZM60 137V136H59ZM63 137V136H62ZM62 137H61V139H62ZM137 137V136H136ZM162 137V136H161ZM176 137V136H175ZM179 137V136H178ZM1 138V137H0ZM5 138V139H6ZM25 138H23V141L25 140ZM29 138V137H28ZM40 138H41V136H40ZM47 138V137H46ZM65 138V137H64ZM78 138V137H77ZM88 138V137H87ZM92 138V137H91ZM102 138V137H101ZM163 138V137H162ZM183 138V137H182ZM185 138V137H184ZM196 138V137H195ZM39 139V138H38ZM43 139V138H42ZM41 139V140H42ZM49 139V138H48ZM72 139V138H71ZM70 139V140H71ZM80 139H82L81 137H80ZM86 139V138H85ZM179 139V138H178ZM178 139H176V141L178 140ZM213 139H216L215 137L213 138ZM4 140V139H3ZM14 140V139H13ZM17 140V139H16ZM16 140H14L13 142L15 143L16 142ZM58 139L56 138V141H57ZM76 140V139H75ZM79 140V139H78ZM91 140V139H90ZM93 140H96V138H94ZM100 140V139H99ZM114 140V139H113ZM148 140V139H147ZM173 140V139H172ZM175 140V139H174ZM40 141V140H39ZM46 141V140H45ZM48 141V140H47ZM59 141V140H58ZM61 141V140H60ZM63 141V140H62ZM66 141H69V140H66ZM66 141H65V143H66ZM89 141V140H88ZM101 141V140H100ZM127 141V140H126ZM149 141V140H148ZM179 141V140H178ZM177 141V142H178ZM27 142H29V139H28V141ZM31 142V141H30ZM29 142V143H30ZM41 142V141H40ZM39 142V143H40ZM52 142V141H51ZM72 142V141H71ZM85 142V141H84ZM94 142V141H93ZM103 142V141H102ZM119 142V141H118ZM130 142V141H129ZM171 141L169 140V143H170ZM181 141H179L178 143H180ZM219 142V141H218ZM2 143V142H1ZM10 143H12V142H9V144ZM13 143V144H14ZM18 143V142H17ZM28 143V144H29ZM33 143H36L35 142V140L32 142V143H30V144H32V146H34V144ZM44 143V142H43ZM57 143V142H56ZM60 143V142H59ZM92 143V142H91ZM117 143V142H116ZM125 143V142H124ZM123 143V144H124ZM127 143V142H126ZM134 143V142H133ZM153 143V142H152ZM171 143H173V142H171ZM3 144V143H2ZM25 144H27V143H25ZM29 144V145H30ZM52 144V143H51ZM85 144V143H84ZM95 144V143H94ZM94 144H92V146L94 145ZM129 144V143H128ZM189 144V143H188ZM193 144H195V143H193ZM1 145V144H0ZM7 144H5V145H2V146H6ZM11 145V144H10ZM22 145V144H21ZM39 145V144H38ZM42 145V144H41ZM58 145V144H57ZM63 145H64V143H63ZM67 145V144H66ZM72 145V144H71ZM70 145V146H71ZM101 145V144H100ZM120 145V144H119ZM125 145V144H124ZM134 145V144H133ZM170 145V144H169ZM172 145V144H171ZM176 145H178V144H176ZM196 145V144H195ZM195 145H194V147H195ZM40 146V145H39ZM65 146V145H64ZM83 146H85V145H83ZM88 146H90V145H88ZM113 146H115V144L113 145ZM162 146V145H161ZM184 145L182 144V147H183ZM1 147V146H0ZM7 148L9 147L8 145L6 146ZM26 147H28V146H26ZM45 148V150H48V149H46V146H44ZM58 147V146H57ZM111 147V146H110ZM109 147V148H110ZM122 146H120V148H121ZM133 147V146H132ZM187 147V146H186ZM3 148V147H2ZM17 148V147H16ZM22 148V147H21ZM35 147H33V149H34ZM65 148V147H64ZM63 148V149H64ZM87 148H89V147H87ZM86 148V149H87ZM91 148V147H90ZM95 148V147H94ZM111 148H113V147H111ZM116 148H118V147H116ZM115 148V149H116ZM119 148V149H120ZM123 148V147H122ZM134 148V147H133ZM155 148H156V145H155ZM192 148V147H191ZM6 149V148H5ZM14 150V152H15V148H13ZM23 149V148H22ZM27 148H25V150H26ZM42 149V148H41ZM53 149V148H52ZM84 149V148H83ZM138 149V148H137ZM146 149V148H145ZM144 149V150H145ZM160 149H161V147H160ZM189 148L187 147V150H188ZM3 150H4V148H3ZM2 150V151H3ZM17 150V149H16ZM71 150V149H70ZM76 150V149H75ZM109 150V149H108ZM123 150H125V149H123ZM134 150V149H133ZM164 150H166V148L164 149ZM182 150V149H181ZM186 150V149H185ZM192 150V149H191ZM21 151H23V150H21ZM34 150H32L31 152H33ZM43 152H44V150H42ZM73 151V150H72ZM86 151V150H85ZM91 152H92V149L90 150ZM97 151V150H96ZM142 151H143V149H142ZM145 151H147V150H145ZM189 151V150H188ZM14 152H10V153H14ZM23 152H25V151H23ZM27 152H28V150H27ZM75 152V151H74ZM98 152V151H97ZM110 152V151H109ZM129 152V151H128ZM132 152V151H131ZM150 152V151H149ZM160 152H163V151H160ZM183 152H185V151H183ZM8 153V152H7ZM30 153V152H29ZM29 153H27L28 155H31V153L29 154ZM35 153V152H34ZM42 153V152H41ZM47 153V151H45V154ZM50 153H51V151H50ZM57 154H58V152H56ZM84 153V152H83ZM116 153V152H115ZM4 154V153H3ZM17 153H15V156H17L16 155ZM21 154H23V153H21ZM33 154V153H32ZM44 154V155H45ZM113 154H114V152H113ZM131 154V153H130ZM149 154V153H148ZM5 155V154H4ZM8 155H9V153H8ZM8 155H6V157H9ZM35 155V154H34ZM63 155H65L64 153H63ZM121 155V154H120ZM124 155V154H123ZM143 155V154H142ZM193 155H194V153H193ZM14 156V157H15ZM19 156V155H18ZM17 156V157H18ZM39 156V155H38ZM38 156H36V157H38ZM59 156V155H58ZM61 156H62V153H61ZM101 156V155H100ZM99 156V158H101ZM116 156V155H115ZM125 156V155H124ZM129 156V155H128ZM189 156V158H190V155H188ZM197 155H195L194 157H196ZM199 156V155H198ZM13 157V156H12ZM63 157V156H62ZM85 157V156H84ZM83 157V158H84ZM143 157V156H142ZM148 157V156H147ZM23 158V157H22ZM27 158H29V157H27ZM32 159H34L35 158V156H34V158H33V156L31 157ZM31 158H29V159H31ZM39 158V157H38ZM37 158V159H38ZM46 158V157H45ZM52 158V157H51ZM87 158V157H86ZM117 158V157H116ZM122 158V157H121ZM131 158V157H130ZM150 158V157H149ZM26 159V158H25ZM28 159V160H29ZM64 159H66V157L64 158ZM73 159V158H72ZM85 159V158H84ZM88 159V158H87ZM115 159V158H114ZM114 159H113V161H114ZM132 159V158H131ZM167 159V158H166ZM196 159V158H195ZM20 160H22V159H20ZM27 160V159H26ZM79 160H80V158H79ZM115 160H117V159H115ZM126 160V159H125ZM124 160V161H125ZM149 160H151V159H149ZM201 160H202V158H201ZM3 161V160H2ZM2 161H0L1 163H2ZM33 161V160H32ZM68 161V160H67ZM121 161V160H120ZM127 161V160H126ZM129 161V160H128ZM145 161V160H144ZM169 161V160H168ZM191 161H192V159H191ZM196 161V160H195ZM194 161V162H195ZM203 161V160H202ZM218 161V160H217ZM20 162V161H19ZM24 162V161H23ZM40 162H41V160H40ZM44 162V161H43ZM69 162V161H68ZM74 162V161H73ZM83 162H85V161H83ZM116 162V161H115ZM138 162V161H137ZM136 162V163H137ZM156 162V161H155ZM227 162V161H226ZM262 162V161H261ZM5 163V162H4ZM9 163V162H8ZM26 163V162H25ZM24 163V164H25ZM30 163H31V161H30ZM75 163V162H74ZM77 163H79V162H77ZM122 163V166H123V162H121ZM139 163V162H138ZM219 163V162H218ZM223 163V162H222ZM6 164V163H5ZM4 164V165H5ZM10 164V163H9ZM21 164V163H20ZM61 164V163H60ZM92 164V163H91ZM119 164V163H118ZM172 164V163H171ZM197 164V163H196ZM248 164H250V163H248ZM3 164H2V166H4ZM7 165V164H6ZM5 165V166H6ZM12 165H13V163H12ZM27 165V164H26ZM26 165H24V166H26ZM43 165V164H42ZM55 165V164H54ZM62 165V164H61ZM77 165V164H76ZM120 165V164H119ZM143 165V164H142ZM173 165V164H172ZM204 165V164H203ZM202 165V166H203ZM206 165V164H205ZM4 166V167H5ZM29 166V169H30V167L32 168V166L31 165H28ZM56 166H58V165H56ZM66 166V165H65ZM80 167H79V169L81 168L82 169V166L81 165H79ZM92 166H93V164H92ZM96 166V165H95ZM99 166V165H98ZM103 166V165H102ZM114 166V165H113ZM116 166V165H115ZM118 166V165H117ZM156 166H157V164H156ZM252 166V165H251ZM3 167V168H4ZM8 167H10V166H8ZM27 167V166H26ZM42 167V166H41ZM51 167V166H50ZM59 167V166H58ZM100 167H101V165H100ZM133 167V166H132ZM175 167H177V165L175 166ZM249 167V166H248ZM61 168V167H60ZM93 168V167H92ZM103 168V167H102ZM111 168V167H110ZM215 168H217V167H215ZM2 169V168H1ZM14 168H12L11 170H13ZM18 169V168H17ZM38 169H40V168H38ZM101 169V168H100ZM139 169V168H138ZM138 169H137V171H138ZM142 169V168H141ZM171 169L173 170V168L171 167ZM10 170V171H11ZM68 170V169H67ZM66 170V171H67ZM69 170H70V168H69ZM247 170V169H246ZM14 171V170H13ZM18 171V170H17ZM34 171V170H33ZM74 171V170H73ZM92 171V170H91ZM95 171H96V169H95ZM140 171V170H139ZM142 171H143V169H142ZM168 171V170H167ZM16 172V171H15ZM15 172H12V174L13 173H15ZM20 173H21V170L19 171ZM30 172L31 173H34V172H32L31 171V169H30ZM59 172V171H58ZM158 172H160V170L158 171ZM162 172V171H161ZM178 172V171H177ZM250 172H252V171H250ZM39 173V172H38ZM43 173V172H42ZM73 173H76V172H73ZM72 173V171H71V174H70V176H72L73 177V174ZM78 173V172H77ZM96 173V172H95ZM120 173V172H119ZM166 173V172H165ZM22 174V176H23V173H21ZM36 174V173H35ZM73 174V175H72ZM89 174H91V173H89ZM115 174V173H114ZM117 174V173H116ZM158 174V173H157ZM163 174H164V171H163ZM162 174V175H163ZM193 174V173H192ZM246 174V173H245ZM247 174H249V173H247ZM246 174V175H247ZM7 175V174H6ZM10 175V174H9ZM121 175H122V173H121ZM165 175V174H164ZM223 175V174H222ZM18 176V175H17ZM17 176H16V178H17ZM21 176V177H22ZM41 176V175H40ZM56 176V175H55ZM66 176V175H65ZM76 176H80V175H76ZM75 176V177H76ZM83 176V175H82ZM147 176H149V175H147ZM159 176H161V175H159ZM167 176V175H166ZM178 176V175H177ZM183 176V175H182ZM248 176H250V175H248ZM14 177V176H13ZM20 177V178H21ZM24 177H27V176H24ZM32 179H34V176L32 175ZM75 177H73V178H75ZM118 177V176H117ZM125 177V176H124ZM150 177V176H149ZM169 177V176H168ZM225 177V176H224ZM251 177V176H250ZM249 177V178H250ZM254 177V176H253ZM11 178V177H10ZM15 178V179H16ZM19 178V177H18ZM40 178V177H39ZM53 178H54V176H53ZM79 178V177H78ZM119 178V177H118ZM151 178V177H150ZM218 178V177H217ZM222 178V177H221ZM30 179V178H29ZM32 179H30L31 181H32ZM43 179V178H42ZM42 179H41V181H42ZM59 179V178H58ZM111 179V178H110ZM117 179V178H116ZM115 179V180H116ZM126 179V178H125ZM161 179H162V177H161ZM166 179V178H165ZM12 180H13V178H12ZM19 180V179H18ZM25 180H27V179H25ZM40 180V179H39ZM44 180H46L45 179V177H44ZM44 180H43V183H44ZM55 180V179H54ZM61 180V179H60ZM81 180V179H80ZM85 180V179H84ZM98 180V179H97ZM119 179H117V182H119L118 181ZM122 180V182H124L123 181V179H121ZM151 180V179H150ZM156 180V179H155ZM222 180H224V179H222ZM252 180H254V178H252ZM17 181V180H16ZM22 181V180H21ZM31 181H30V183H31ZM33 181H35V180H33ZM41 181H39V182H41ZM86 181V180H85ZM100 181V180H99ZM168 181V180H167ZM213 181V180H212ZM75 182V181H74ZM80 182V181H79ZM81 182H82V180H81ZM111 182H112V179H111ZM207 182H209V181H207ZM27 183H28V180H27ZM59 183V182H58ZM61 183V182H60ZM102 183V182H101ZM136 183V182H135ZM163 183V182H162ZM165 183V182H164ZM244 183V182H243ZM19 184H21V183H19ZM33 184V183H32ZM81 184H83V183H81ZM88 184V183H87ZM103 184V183H102ZM120 185H121V183H119ZM123 184V183H122ZM201 184V183H200ZM211 184V183H210ZM247 184V183H246ZM253 185H254V183H252ZM34 185V184H33ZM32 185V186H33ZM41 185V184H40ZM39 185V186H40ZM44 185V184H43ZM58 185V184H57ZM63 185V184H62ZM125 185V184H124ZM135 185V184H134ZM159 185V184H158ZM6 186V185H5ZM20 186V185H19ZM25 186V185H24ZM54 186V185H53ZM212 186H213V184H212ZM244 186V185H243ZM23 187V186H22ZM52 187V186H51ZM151 187V186H150ZM191 187H192V185H191ZM199 187H200V185H199ZM222 187V186H221ZM220 187V188H221ZM233 187V186H232ZM234 187L236 188V186L234 185ZM54 188H56V187H54ZM62 188H64V191H65V187H62ZM90 188V187H89ZM113 188H116V187H114L113 186ZM198 188V187H197ZM206 188V187H205ZM208 188V187H207ZM206 188V189H207ZM213 188V187H212ZM256 188V187H255ZM260 188V187H259ZM16 189H17V187H16ZM19 189V190H18ZM17 190L18 191H20V189L21 188H18ZM85 189V188H84ZM97 190H98V188H96ZM132 189V188H131ZM190 189V188H189ZM195 189V188H194ZM193 189V190H194ZM203 189V188H202ZM210 189V188H209ZM208 189V190H209ZM224 188H222V190H223ZM22 190V189H21ZM39 190H40V188H39ZM49 190V189H48ZM57 190V189H56ZM55 190V191H56ZM94 190V189H93ZM92 190V191H93ZM134 190V189H133ZM204 190V189H203ZM44 191V190H43ZM51 191V190H50ZM54 191V190H53ZM54 191V192H55ZM58 191V190H57ZM56 191V192H57ZM60 191V190H59ZM67 191V190H66ZM129 191V190H128ZM167 191V190H166ZM169 192H170V190H168ZM174 191V190H173ZM179 191V190H178ZM196 191V190H195ZM202 191V190H201ZM219 191V190H218ZM22 191H20V193H21ZM60 192H62V191H60ZM73 192V191H72ZM131 192V191H130ZM136 192V191H135ZM217 192V191H216ZM221 192H223V191H221ZM5 194H6V192H4ZM12 193V192H11ZM19 193V192H18ZM90 193V192H89ZM93 193H95V191L93 192ZM137 193V192H136ZM155 193V192H154ZM177 193V192H176ZM209 193V192H208ZM218 193V192H217ZM5 194H4V196H5ZM14 194V193H13ZM22 194H23V192H22ZM21 194V195H22ZM52 194V193H51ZM55 194V193H54ZM60 195H61V193H59ZM79 194V193H78ZM92 194V193H91ZM113 194V193H112ZM118 194V193H117ZM191 194V193H190ZM199 194V193H198ZM203 194H205V193H203ZM20 195V194H19ZM25 195V194H24ZM50 195V194H49ZM63 195H65V194H63ZM69 194H68V192H67V196H68ZM128 195H130V194H128ZM138 195V194H137ZM174 195V194H173ZM207 195V194H206ZM11 196V195H10ZM18 196V195H17ZM55 196H57V193H56V195ZM54 196V197H55ZM66 196V197H67ZM74 196V195H73ZM87 196V195H86ZM163 196V195H162ZM161 196V197H162ZM165 196V195H164ZM169 196V195H168ZM171 196H172V193H171ZM175 196H177V195H175ZM174 196V198H176ZM179 196H180V194H179ZM199 196H200V194H199ZM7 197V196H6ZM14 197V196H13ZM16 197V196H15ZM14 197V199H16ZM25 197L27 198V196L25 195ZM24 197V198H25ZM53 197V196H52ZM58 197H59V195H58ZM132 197H134V196H132ZM136 197V196H135ZM138 197H140V195L138 196ZM196 197H197V193H196ZM195 197V198H196ZM211 197H212V194H211ZM215 197H216V195H215ZM215 197H214V200H215ZM220 197V196H219ZM231 197V196H230ZM229 197V198H230ZM8 198V197H7ZM12 198V197H11ZM20 198V197H19ZM18 198V199H19ZM33 198H35V197H33ZM33 198H32V200H33ZM93 198H95V197H93ZM92 198V199H93ZM170 198V197H169ZM168 198V199H169ZM201 198V197H200ZM213 198V197H212ZM1 199V198H0ZM13 199V198H12ZM50 199H52L51 197H50ZM60 199H63V198H59V200ZM91 199V200H92ZM114 199V198H113ZM112 199V200H113ZM141 199H144V198H142L141 197ZM171 199V198H170ZM169 199V200H170ZM173 199V198H172ZM197 199V198H196ZM205 199H207V197L205 196ZM2 200V199H1ZM10 200V199H9ZM8 200V201H9ZM21 200V199H20ZM28 200V199H27ZM30 200V199H29ZM35 200V199H34ZM53 200V199H52ZM58 200V199H57ZM130 200H131V197H130ZM173 200H175V199H173ZM172 200V201H173ZM179 200V199H178ZM183 200V199H182ZM199 200V199H198ZM197 200V201H198ZM203 200V199H202ZM201 200V201H202ZM233 200V199H232ZM2 201H4V200H2ZM8 201H7V204H8ZM13 201V200H12ZM22 201H23V198H22ZM21 201V202H22ZM35 201H37V200H35ZM67 201V200H66ZM80 201V200H79ZM88 201V200H87ZM165 201H166V198H165ZM184 201V200H183ZM16 202V201H15ZM49 202H50V200H49ZM54 202H55V200H54ZM70 202V201H69ZM130 202H132V201H130ZM129 202V203H130ZM159 202V201H158ZM157 202V203H158ZM175 202V201H174ZM177 202V201H176ZM199 202V201H198ZM211 202V201H210ZM3 203V202H2ZM13 203H14V201H13ZM12 203V204H13ZM23 203H25V202H23ZM35 203V202H34ZM53 203V202H52ZM57 203V202H56ZM55 203V204H56ZM134 203V202H133ZM161 203L162 204H156L155 206H154V210L155 211H159L160 213H161V215H163L160 219L159 218H157L158 220H156V222H158V221H162L164 218H172V217H175V212L180 208V207H178V209L176 210L175 208L176 207H174V209L176 210L175 212H171V211H169V208H168V204L167 203H163V201H161ZM182 203V202H181ZM213 203H214V201H213ZM212 203V204H213ZM1 204V203H0ZM6 204V203H5ZM15 204V203H14ZM17 204H19V203H17ZM29 204H31V203H29ZM33 204V203H32ZM36 204V203H35ZM38 204V203H37ZM54 204V203H53ZM62 204V203H61ZM65 204V203H64ZM67 204V203H66ZM71 204V203H70ZM76 204V203H75ZM167 204V205H166ZM177 204V203H176ZM175 204V205H176ZM179 204V203H178ZM4 205V204H3ZM24 205V204H23ZM27 205V204H26ZM209 205V204H208ZM215 205V204H214ZM1 206V205H0ZM6 206V205H5ZM4 206V207H5ZM14 206V205H13ZM20 206V205H19ZM25 206V205H24ZM34 206V205H33ZM38 206V208H39V205H37ZM133 206V205H132ZM152 206V207H153ZM181 206V205H180ZM183 206H185V205H183ZM182 206V207H183ZM212 206V205H211ZM7 207V206H6ZM26 207V206H25ZM30 207V206H29ZM35 207V206H34ZM41 207H42V205H41ZM49 207V206H48ZM116 207V206H115ZM187 207V206H186ZM185 207V208H186ZM213 207V206H212ZM211 207V208H212ZM14 208V207H13ZM33 208V207H32ZM31 208V209H32ZM50 208V207H49ZM55 208H57L56 206L55 207H53V209H54V212H57V211H55ZM59 208V207H58ZM95 208V207H94ZM216 208V207H215ZM217 208H218V206H217ZM2 209V208H1ZM0 209V210H1ZM9 209V208H8ZM46 208H44V210H45ZM65 209V208H64ZM77 209V208H76ZM96 209H98V208H96ZM134 209V208H133ZM132 209V210H133ZM149 209H150V207H149ZM197 209V208H196ZM214 209V208H213ZM6 210H7V208H6ZM17 210V209H16ZM43 210V209H42ZM104 210V209H103ZM119 210V209H118ZM131 210V209H130ZM135 210V209H134ZM181 210V209H180ZM216 210V209H215ZM51 208H50V213H51ZM89 211H90V209H89ZM218 211V210H217ZM227 211H228V209H227ZM16 212V211H15ZM32 212V211H31ZM39 212H41L40 210H39ZM94 212V211H93ZM104 212H105V210H104ZM118 212V211H117ZM128 212V211H127ZM185 212V211H184ZM26 213V212H25ZM37 213V212H36ZM42 213V212H41ZM44 213V212H43ZM86 213H88V212H86ZM107 213V212H106ZM138 213V212H137ZM150 213V212H149ZM153 213V212H152ZM152 213H150V214H152ZM176 213H178V212H176ZM215 213V212H214ZM46 214H48V212H46ZM56 214V213H55ZM61 214H62V212H61ZM85 214V213H84ZM102 214V213H101ZM121 214V213H120ZM139 214V213H138ZM154 214V213H153ZM157 214V213H156ZM254 214V213H253ZM26 215V214H25ZM49 215V214H48ZM48 215H46V216H48ZM51 215H54V213L53 214H51ZM50 215V216H51ZM114 215V214H113ZM118 215V214H117ZM182 215H184V214H181V217H182ZM185 215H187V214H185ZM217 215V214H216ZM215 215V216H216ZM228 215V214H227ZM240 215H242L243 216V211H241V214ZM32 215H29V218L31 217ZM37 216V215H36ZM55 216V215H54ZM57 217H59L58 215H56ZM83 216V215H82ZM103 216V215H102ZM206 216V215H205ZM212 216H214V215H212ZM60 217H62L61 215H60ZM92 217V216H91ZM128 217V216H127ZM147 217V216H146ZM149 217V216H148ZM180 217V218H181ZM185 217V216H184ZM209 217H210V215H209ZM218 217V216H217ZM1 218H2V216H1ZM5 218V217H4ZM46 218V217H45ZM49 218V217H48ZM136 218V217H135ZM145 218V217H144ZM155 218V217H154ZM216 218V217H215ZM32 220H33V218H31ZM50 219V218H49ZM152 219V218H151ZM184 219H186V217L184 218ZM184 219H182V220H184ZM204 219V218H203ZM220 219V218H219ZM26 220V219H25ZM56 220H57V218H56ZM129 220V219H128ZM130 220H132V218L130 217ZM129 220V221H130ZM137 220H138V218H137ZM142 220V218L139 220V223L138 224H143V223H140V221ZM188 220V219H187ZM223 220V219H222ZM227 220H228V218H227ZM80 221V220H79ZM83 221V220H82ZM143 221V220H142ZM169 221H171V220H169ZM174 221V220H173ZM189 221H190V219H189ZM214 221H217V220H214ZM221 221V220H220ZM3 222V221H2ZM55 222V221H54ZM61 222V221H60ZM67 222H69V221H67ZM96 222H98V221H96ZM115 222V221H114ZM117 222V221H116ZM178 222H179V220H178ZM208 222V221H207ZM257 223H258V225H257V227H254L253 229H252V225H254V224H256V223H253L252 225H251V227H250V229H248V231L250 232L251 230V232L249 233L250 234V238L248 239L249 240V242H247V243H245V244H248L247 245V247L244 249V250H241V253H242V255H243V258H241L240 256V263L241 264H264V255H262L261 253H263L264 254V229L262 228V226L264 225V218L263 219H261V220H259V221H256ZM22 223H23V221H22ZM21 223V224H22ZM47 223V222H46ZM53 223V222H52ZM82 223V222H81ZM93 223V222H92ZM105 223H106V221H105ZM164 223V222H163ZM162 223V224H163ZM181 223V222H180ZM184 223V222H183ZM189 223V222H188ZM220 223V222H219ZM229 224H230V222H228ZM24 224V223H23ZM22 224V225H23ZM25 224H27V223H25ZM25 224H24V226H25ZM33 224V223H32ZM43 224V223H42ZM55 224V223H54ZM182 224V223H181ZM217 224V223H216ZM235 225V223H232V225ZM31 225V224H30ZM64 224H62V226H63ZM79 225V224H78ZM180 225V224H179ZM220 225H222V224H220ZM224 225V224H223ZM19 226V225H18ZM24 226L22 227V226H19V227H21V229L22 228H24ZM33 226V225H32ZM59 226V225H58ZM62 226H60V227H62ZM95 226V225H94ZM174 226V225H173ZM178 226V225H177ZM176 226V227H177ZM236 226V225H235ZM47 227H48V225H47ZM50 227V226H49ZM52 227V226H51ZM59 227V228H60ZM81 227H82V225H81ZM96 227V226H95ZM98 227V226H97ZM105 227V226H104ZM138 227V226H137ZM142 227H143V225H142ZM181 227V226H180ZM220 227V226H219ZM229 227H230V225H229ZM232 227V226H231ZM58 228V227H57ZM73 228V227H72ZM77 228V227H76ZM99 228V227H98ZM139 228V227H138ZM158 228H160L159 226H158ZM216 228V227H215ZM222 228V227H221ZM20 229V228H19ZM18 229V231H20V233L22 232V231H24V229H22V230H19ZM26 229H28V228H26ZM35 229V228H34ZM39 229V228H38ZM46 229V228H45ZM69 229V228H68ZM97 229V228H96ZM139 229H141V228H139ZM153 229V228H152ZM151 229V230H152ZM182 229H183V231L184 232H190V234H192V235H194V234H200V236H202L203 234H202V231H200L199 230V228L196 226V225H194V223H192L191 225H188V226H182ZM217 229H218V227H217ZM230 229V228H229ZM36 230V229H35ZM53 230V229H52ZM58 230V229H57ZM63 230V229H62ZM100 230V229H99ZM109 230V229H108ZM145 230H148V229H145ZM223 230V229H222ZM226 230V229H225ZM233 229H230V231H232ZM50 231V230H49ZM49 231H47V230H43L41 233H40V230H38V232H36L35 234H37L36 236L38 237L37 239H36V241L39 239V241H41V245H42V248H43V251L41 250V252H34L31 248H30V246H32L31 245V238L29 237V236H27V234L24 236V235H20L19 237H17L16 238V249L17 248H19V250H20V257L22 258V259H24L25 261H27V263L28 264H49V262L50 261H52V264L54 263V261L55 262H58L59 264H74V255H78L80 258H84V254H82V251L80 250V249H74V248H72V247H70L69 245H66V244H60V245H57V243L58 242H56V237H57V231H55V232H49ZM98 231V230H97ZM140 231V230H139ZM139 231H137V233L139 232ZM144 231V230H143ZM149 231V230H148ZM49 232V233H48ZM95 232V231H94ZM150 232V231H149ZM148 232V233H149ZM223 232V231H222ZM146 233V232H145ZM147 233V234H148ZM152 233V232H151ZM224 233V232H223ZM234 233V232H233ZM136 234V233H135ZM150 234V233H149ZM230 235H232V233H229ZM18 235V234H17ZM79 235H81L80 233H79ZM135 236H137V234L135 235ZM145 236V235H144ZM140 237V235H139V237H140V240H139V244L141 245V246H143L144 247V249H142L141 251H139V247L136 249L138 252H137V254H136V256H135V261H136V264H170L171 263V261H167L166 260V258L167 257H165V256H162L160 253H159V251L155 248V247H153V245L150 243V242H147L146 240H148V238L150 239V236H148V235H146V237ZM210 236V235H209ZM227 236V235H226ZM43 237V238H42ZM63 237V236H62ZM79 237H81V236H79ZM94 238H95V236H94ZM226 238V237H225ZM228 238H229V236H228ZM45 239V240H44ZM79 239V238H78ZM121 239V238H120ZM232 239V238H231ZM7 240V239H6ZM35 240V239H34ZM33 240V241H34ZM44 240V241H43ZM58 240V239H57ZM100 240V239H99ZM144 240L146 241V243L144 242ZM205 240V239H204ZM152 241V240H151ZM229 242V241H228ZM4 243H5V241H4ZM36 243V242H35ZM59 243H61V242H59ZM103 243V242H102ZM98 244H100V241H99V243ZM152 246H151V245ZM206 244V243H205ZM222 244H223V242H222ZM226 244V243H225ZM38 245H40V244H38ZM90 245V244H89ZM106 245V244H105ZM228 245H230L229 243H228ZM234 245V244H233ZM100 246H102V245H100ZM207 246H211V245H207ZM34 247V246H33ZM104 247V246H103ZM221 247H223V246H221ZM224 247H226V246H224ZM231 247V246H230ZM230 247H229V249H230ZM4 248H7V247H4ZM111 248V247H110ZM113 248V247H112ZM111 248V249H112ZM185 248H187V247H185ZM104 249V248H103ZM116 249H117V246H116ZM184 249V248H183ZM228 249V250H229ZM113 250V249H112ZM227 250V249H226ZM8 251H9V249H8ZM114 251V250H113ZM183 251V250H182ZM186 251V250H185ZM184 251V252H185ZM17 252H18V250H17ZM104 252V251H103ZM118 252V251H117ZM161 252V251H160ZM228 252V251H227ZM115 253V252H114ZM183 253V252H182ZM232 253V252H231ZM231 253H230V256H231ZM15 254V253H14ZM60 254L61 255H63L64 256V260H61V257H60ZM113 254V253H112ZM185 254L186 253H183V255L185 256ZM197 254V256H198V259H191V258H188L187 257V255L185 256V257H183V259H184V261H183V264H219V260L217 259V257H215V251L214 250H209L208 252H197L196 253ZM226 254H228V253H226ZM237 254V253H236ZM7 255H8V253H7ZM13 255V254H12ZM19 255V254H18ZM10 256V255H9ZM16 256V255H15ZM113 256V255H112ZM115 256V255H114ZM258 256H262V258H258ZM94 257V256H93ZM116 257V256H115ZM232 257V256H231ZM230 257V258H231ZM234 257V256H233ZM91 259H89V261H90ZM92 260H93V258H92ZM91 260V261H92ZM228 260H230L229 258H228ZM226 262V261H225ZM13 263V262H12ZM25 263V262H24ZM23 263V264H24ZM88 263V262H87ZM90 263V262H89ZM119 264V263H118ZM227 264V263H226ZM229 264V263H228Z\"/></svg>",
	"mask_w": 264,
	"mask_h": 264
}]
</instances>
